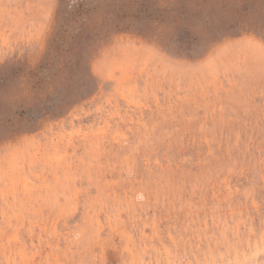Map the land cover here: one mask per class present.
I'll return each mask as SVG.
<instances>
[{
  "label": "rangeland",
  "instance_id": "rangeland-1",
  "mask_svg": "<svg viewBox=\"0 0 264 264\" xmlns=\"http://www.w3.org/2000/svg\"><path fill=\"white\" fill-rule=\"evenodd\" d=\"M114 2L0 0V264H264V0Z\"/></svg>",
  "mask_w": 264,
  "mask_h": 264
},
{
  "label": "trees",
  "instance_id": "trees-1",
  "mask_svg": "<svg viewBox=\"0 0 264 264\" xmlns=\"http://www.w3.org/2000/svg\"><path fill=\"white\" fill-rule=\"evenodd\" d=\"M103 0H101L102 2ZM116 1V0H115ZM121 1V0H120ZM123 3V2H122ZM115 4L114 0H111V3H109L110 7ZM81 5L79 6L77 13L78 17H76L77 20L72 19V24L70 27H67L66 30L63 33L59 34V44L56 46V49L59 50V53L62 55L64 59V63L70 68H77L81 64V58L83 57L82 50L86 46L87 42H93L95 41V37H99V39H103V37H107L110 34L109 31L104 30H95L91 27L90 24H88L85 19L83 18V11L80 10ZM109 11V10H108ZM112 13V12H111ZM110 13V14H111ZM115 13V12H114ZM116 14V13H115ZM113 14V15H115ZM114 17V16H113ZM79 22V26L77 28L76 24ZM129 29L124 26L116 25L114 26V31H121ZM94 32V33H92ZM104 32V33H103ZM54 38V36H53ZM54 42V39H53ZM50 54V52H49ZM82 54V55H81ZM50 57H46L47 63L42 64L39 66V73L38 77L36 79V86L34 87V91L37 93H42L45 85H51V82H53V73L50 71V68H46L49 66L48 61L50 60ZM48 89V88H47ZM50 94L47 93V98ZM40 111V112H36ZM47 111H50L48 108H38V110H35L34 114H29L30 120L38 119L42 116H45ZM37 113V114H36Z\"/></svg>",
  "mask_w": 264,
  "mask_h": 264
}]
</instances>
